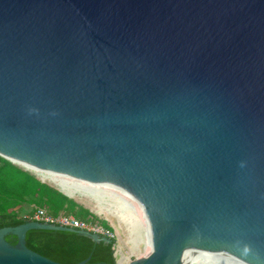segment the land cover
<instances>
[{
  "label": "water",
  "instance_id": "water-1",
  "mask_svg": "<svg viewBox=\"0 0 264 264\" xmlns=\"http://www.w3.org/2000/svg\"><path fill=\"white\" fill-rule=\"evenodd\" d=\"M0 157L143 210L129 264H264V0H0ZM33 230L112 243L28 221L0 264H61Z\"/></svg>",
  "mask_w": 264,
  "mask_h": 264
},
{
  "label": "trees",
  "instance_id": "trees-1",
  "mask_svg": "<svg viewBox=\"0 0 264 264\" xmlns=\"http://www.w3.org/2000/svg\"><path fill=\"white\" fill-rule=\"evenodd\" d=\"M5 161L0 157V162ZM9 165L13 170H18L19 174L5 170ZM0 229L6 227H17L27 223L29 220L18 215L16 207L22 204H29L35 209H45L53 215L62 212L67 215H74L80 220L93 221L95 216L86 208L77 204L73 199H69L63 193L42 183L35 176L16 168L11 162L6 161L0 166ZM15 204L11 208L8 203ZM106 228L110 226L102 222ZM6 240L11 244H16L13 236H7ZM27 246L34 252L47 257L61 264H78L91 257L89 264H117L114 255L115 241L107 245L95 243L89 238L80 237L74 233L59 231L33 230L28 232L26 238Z\"/></svg>",
  "mask_w": 264,
  "mask_h": 264
},
{
  "label": "rangeland",
  "instance_id": "rangeland-1",
  "mask_svg": "<svg viewBox=\"0 0 264 264\" xmlns=\"http://www.w3.org/2000/svg\"><path fill=\"white\" fill-rule=\"evenodd\" d=\"M3 159L5 160L3 161L4 162L3 164H5V162L8 160H6L5 158ZM12 164L16 168L29 172L30 174H34L40 180L42 179L41 177L42 175L36 174L35 172L32 171L30 172L25 168H22L21 166H18L14 163ZM5 170H7L8 172L10 170V172L12 173L16 172V174H19L18 170L16 169L13 170L9 165H6ZM47 183L51 184L52 186H55L56 188H60V186H58L59 185L58 181L53 182V180L49 178ZM0 184L4 185V182H1ZM67 189L68 190L64 189V191L69 195L73 194L72 199L77 204L88 209L95 216V218H91V219L95 220L100 224H102V222L107 223L110 226V229L116 232L118 238L115 244V254H116L117 262H119L120 264H129L130 262L135 261L137 259H142L149 254V250L151 249V247H149L148 244L149 243L148 234H146L147 233L146 226L144 225L145 223H143L144 221H142V216H141L145 214L141 209L137 208L138 212H136L129 205L111 199L104 195L102 196L101 194H96V193L92 194L91 192L82 191V190L78 191L77 189L72 188L70 186ZM16 204L17 203L15 204H12L11 202L8 203V205L12 209L15 208ZM111 205L113 208L111 207ZM27 212L20 211L18 215L21 217L29 218L31 215H29ZM139 215L141 216V219Z\"/></svg>",
  "mask_w": 264,
  "mask_h": 264
},
{
  "label": "built area",
  "instance_id": "built-area-1",
  "mask_svg": "<svg viewBox=\"0 0 264 264\" xmlns=\"http://www.w3.org/2000/svg\"><path fill=\"white\" fill-rule=\"evenodd\" d=\"M41 177H42L41 180L43 182H47L49 180V178L47 177H44V176H41ZM60 188L62 189L61 186ZM27 219L29 221L40 223V224L60 226L64 228H71V229H75L79 231H85L91 234L98 235L103 238H107L111 241H115V244L118 239L116 232H114L112 229L106 228L105 226H103L102 224L98 222L80 220L73 215L62 214V215L55 216L49 213L45 209H36L33 212V214ZM114 251H115V245H114ZM114 255L116 257L115 253Z\"/></svg>",
  "mask_w": 264,
  "mask_h": 264
},
{
  "label": "bare ground",
  "instance_id": "bare-ground-1",
  "mask_svg": "<svg viewBox=\"0 0 264 264\" xmlns=\"http://www.w3.org/2000/svg\"><path fill=\"white\" fill-rule=\"evenodd\" d=\"M17 165V164H16ZM18 166H21L22 168H25L26 170L28 171H32V172H35L36 174H39V175H42L44 177H48L54 181H58L59 185L63 188V190H68L67 188H69V186L57 179H54L32 167H29V166H25V165H18ZM58 185V186H59ZM67 186V187H66ZM71 187V186H70ZM73 188V187H72ZM74 191V189H73ZM79 191V190H78ZM81 193V192H80ZM93 194V193H92ZM71 196H73V194H71ZM103 196V195H102ZM99 202V201H98ZM114 206V205H113ZM130 206V205H129ZM112 207V205H111ZM115 207V206H114ZM132 207L136 212H138L137 208L136 207H133V206H130ZM113 208V207H112ZM116 209V208H114ZM118 210V209H117ZM119 211V210H118ZM121 211V210H120ZM143 211V210H142ZM112 212V211H111ZM123 212V211H122ZM144 213V212H143ZM114 214V213H113ZM123 214V213H122ZM114 216V215H113ZM140 216V215H139ZM142 216V221H144L143 223H145L144 225L146 226V230H147V233L148 234V239H149V247L152 248L153 246V240H152V235H151V231H150V227H149V223H148V220L146 218L145 215H141ZM141 216H140V219H141ZM134 218V217H133ZM128 219H129V216H128ZM128 221V220H127ZM133 222V221H132ZM137 222V221H136ZM135 222V224H136ZM140 222V221H139ZM129 223V222H128ZM130 224V223H129ZM138 224V223H137ZM139 225V224H138ZM143 225V226H144ZM140 226V225H139ZM143 228V227H142ZM139 230V229H138ZM146 232V231H145ZM151 250V249H150ZM149 250V252H150ZM196 253H193L191 255H184L182 257L179 258L178 260V263L179 264H245V263H242L234 258H231V257H228V256H225V255H221V254H216V253H207V252H204V251H195Z\"/></svg>",
  "mask_w": 264,
  "mask_h": 264
},
{
  "label": "crops",
  "instance_id": "crops-1",
  "mask_svg": "<svg viewBox=\"0 0 264 264\" xmlns=\"http://www.w3.org/2000/svg\"><path fill=\"white\" fill-rule=\"evenodd\" d=\"M1 165H3V163L2 162H0V166ZM26 172V171H25ZM29 173V172H28ZM31 175H33V176H35L34 174H31ZM38 180H40L37 176H35ZM42 183H46V184H48L49 186H51V187H54L55 189H57L58 191H60L61 193H63L65 196L67 195V197L69 198V199H72V197L73 196H71V195H69V194H67L63 189H61V188H56L55 186H52L51 184H49V183H47V182H43L42 180H40ZM16 209H17V211H18V213L20 212V211H22V212H27V210H28V214L29 215H32L33 214V212L36 210H34V206L32 205V206H30L29 204H27V203H25V204H22L21 206H19V207H16ZM62 214H64L63 212L61 213V214H59V215H62ZM65 215H67V214H65ZM55 216H58V215H55ZM74 216V215H73ZM76 217V216H75ZM77 218V217H76Z\"/></svg>",
  "mask_w": 264,
  "mask_h": 264
}]
</instances>
